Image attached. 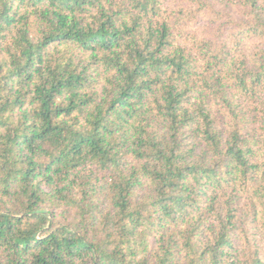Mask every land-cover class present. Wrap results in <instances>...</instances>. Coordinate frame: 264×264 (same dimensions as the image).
Returning <instances> with one entry per match:
<instances>
[{
  "label": "trees",
  "instance_id": "trees-1",
  "mask_svg": "<svg viewBox=\"0 0 264 264\" xmlns=\"http://www.w3.org/2000/svg\"><path fill=\"white\" fill-rule=\"evenodd\" d=\"M0 264H264V0H0Z\"/></svg>",
  "mask_w": 264,
  "mask_h": 264
}]
</instances>
